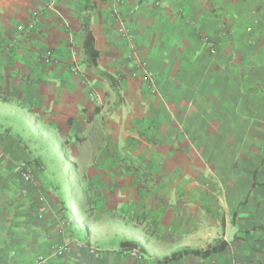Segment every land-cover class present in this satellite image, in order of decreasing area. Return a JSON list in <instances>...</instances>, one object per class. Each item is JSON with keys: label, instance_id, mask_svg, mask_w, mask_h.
Instances as JSON below:
<instances>
[{"label": "crops", "instance_id": "1", "mask_svg": "<svg viewBox=\"0 0 264 264\" xmlns=\"http://www.w3.org/2000/svg\"><path fill=\"white\" fill-rule=\"evenodd\" d=\"M263 7L0 0V264H264ZM28 126L81 139L75 195L10 184Z\"/></svg>", "mask_w": 264, "mask_h": 264}, {"label": "rangeland", "instance_id": "2", "mask_svg": "<svg viewBox=\"0 0 264 264\" xmlns=\"http://www.w3.org/2000/svg\"><path fill=\"white\" fill-rule=\"evenodd\" d=\"M28 127L22 129L24 135L9 138L8 145L14 146L15 151L13 152L20 154L18 158L26 162L29 167H34L38 173L47 170L53 181L63 185L73 184L66 194L69 198L75 195L79 184L77 177L73 174V167L66 160V154L71 149L81 150V139L75 138L72 141L64 138L57 139L56 136L51 135L47 128L31 129ZM29 132L33 133L29 134ZM58 152L61 154L60 158L55 156ZM70 178L72 179L69 180ZM10 184L13 185L12 180H10Z\"/></svg>", "mask_w": 264, "mask_h": 264}, {"label": "built area", "instance_id": "3", "mask_svg": "<svg viewBox=\"0 0 264 264\" xmlns=\"http://www.w3.org/2000/svg\"><path fill=\"white\" fill-rule=\"evenodd\" d=\"M139 1H142V0H139ZM54 2H55V0H50V4H53ZM263 11H264V7H263ZM263 23H264V21H263ZM117 32L119 35L126 37V38H129V36L127 35V33L124 29L122 21L119 22V27L117 29ZM205 42H206V47L209 51V54L214 55L216 52V47H215L214 42L208 41V40H205ZM44 58L50 60L51 59L50 52H46L44 55ZM134 67H135L136 71L140 73L141 79L144 82L151 84L152 79H151V76L145 71V64L140 62V61H136L134 63ZM10 179L12 180V182L14 184H18L19 186H22V187L30 185L33 182V174H32V171H31L29 165L26 162H24L23 160H20V159L14 160L13 161V170L11 172ZM43 202H44V200L41 196H39L36 199V203L38 204L37 210H38L40 204H42ZM66 249H67L66 246L62 247L60 250H58L56 255H58V256L61 255Z\"/></svg>", "mask_w": 264, "mask_h": 264}, {"label": "trees", "instance_id": "4", "mask_svg": "<svg viewBox=\"0 0 264 264\" xmlns=\"http://www.w3.org/2000/svg\"><path fill=\"white\" fill-rule=\"evenodd\" d=\"M84 31H85V40L83 42V47H84V50H85V53L87 54L90 62L93 63V65H95V61H96V58H97V51L94 49V45H93V36H92V33L89 29V26H88V23H87V20L86 18L84 19ZM132 246V247H136L138 246L137 243H134V242H124L123 243V246ZM208 252L205 251L204 254H206Z\"/></svg>", "mask_w": 264, "mask_h": 264}]
</instances>
